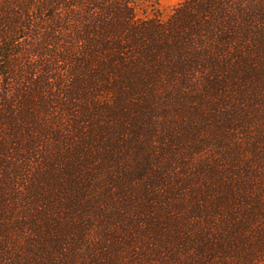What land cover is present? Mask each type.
I'll use <instances>...</instances> for the list:
<instances>
[{
    "label": "trees",
    "instance_id": "obj_1",
    "mask_svg": "<svg viewBox=\"0 0 264 264\" xmlns=\"http://www.w3.org/2000/svg\"><path fill=\"white\" fill-rule=\"evenodd\" d=\"M0 264H264V0H0Z\"/></svg>",
    "mask_w": 264,
    "mask_h": 264
},
{
    "label": "rangeland",
    "instance_id": "obj_2",
    "mask_svg": "<svg viewBox=\"0 0 264 264\" xmlns=\"http://www.w3.org/2000/svg\"><path fill=\"white\" fill-rule=\"evenodd\" d=\"M163 16L170 13L184 0H155Z\"/></svg>",
    "mask_w": 264,
    "mask_h": 264
}]
</instances>
